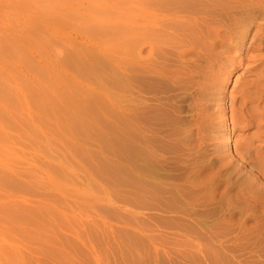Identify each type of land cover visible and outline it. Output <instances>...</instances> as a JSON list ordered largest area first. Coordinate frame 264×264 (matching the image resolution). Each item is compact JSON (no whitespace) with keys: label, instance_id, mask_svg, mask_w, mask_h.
I'll return each mask as SVG.
<instances>
[{"label":"rangeland","instance_id":"374dc122","mask_svg":"<svg viewBox=\"0 0 264 264\" xmlns=\"http://www.w3.org/2000/svg\"><path fill=\"white\" fill-rule=\"evenodd\" d=\"M136 1L0 0V264L22 257L65 263L73 253L89 256L80 243L90 239L108 264H166L176 250L188 253L171 234L176 228L134 213L129 31ZM115 25L124 30L108 32ZM262 61L228 63L233 70L221 89L227 101ZM75 117L89 125L78 128ZM236 134L222 150L234 149ZM152 144L157 154L174 151ZM146 235L166 240L158 255Z\"/></svg>","mask_w":264,"mask_h":264},{"label":"bare ground","instance_id":"6f19581e","mask_svg":"<svg viewBox=\"0 0 264 264\" xmlns=\"http://www.w3.org/2000/svg\"><path fill=\"white\" fill-rule=\"evenodd\" d=\"M130 29L135 216L176 228L171 234L188 255L178 248L166 264H264V67L254 64L253 78L228 101L221 90L233 70L228 63L264 60V0H137ZM236 132L234 149L222 150ZM152 143L174 151L157 154ZM146 236L158 255L166 240ZM206 243L218 252L206 253ZM80 244L90 255L71 251L66 264H108L93 239ZM60 258L55 264H65ZM25 261L43 264L40 257Z\"/></svg>","mask_w":264,"mask_h":264}]
</instances>
